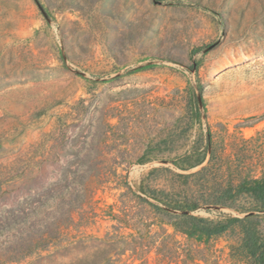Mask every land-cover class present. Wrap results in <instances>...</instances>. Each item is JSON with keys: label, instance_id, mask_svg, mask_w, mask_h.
I'll list each match as a JSON object with an SVG mask.
<instances>
[{"label": "rangeland", "instance_id": "374dc122", "mask_svg": "<svg viewBox=\"0 0 264 264\" xmlns=\"http://www.w3.org/2000/svg\"><path fill=\"white\" fill-rule=\"evenodd\" d=\"M262 176L264 0H0V264H257L168 204Z\"/></svg>", "mask_w": 264, "mask_h": 264}, {"label": "trees", "instance_id": "16d2710c", "mask_svg": "<svg viewBox=\"0 0 264 264\" xmlns=\"http://www.w3.org/2000/svg\"><path fill=\"white\" fill-rule=\"evenodd\" d=\"M209 164L201 167L196 172L189 174L188 176H196L205 174L209 170ZM240 194L248 196L254 200L256 205L248 208H239L244 212L254 210H264V176L258 178H243L237 184H227V186L221 187L217 190L208 192L201 195L202 203H213L232 206V200L238 197ZM199 200H189L185 198L184 201H175L173 204H168L169 209L180 211L179 215H176L177 219L185 222L186 228L183 231L191 233L188 229H196L200 234L210 237L215 234H219L224 231L231 224H238L240 232L242 234V247L247 251L249 256L257 263L264 264V243L258 240L257 226L255 222L256 215L251 214L245 217L227 216L226 224H215L208 221L206 218L190 214L189 211L199 206Z\"/></svg>", "mask_w": 264, "mask_h": 264}]
</instances>
